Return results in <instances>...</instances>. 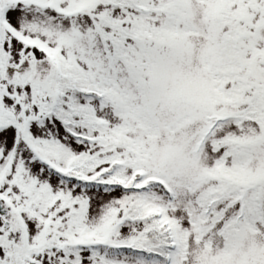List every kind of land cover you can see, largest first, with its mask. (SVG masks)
<instances>
[{"label":"snow or ice","instance_id":"obj_1","mask_svg":"<svg viewBox=\"0 0 264 264\" xmlns=\"http://www.w3.org/2000/svg\"><path fill=\"white\" fill-rule=\"evenodd\" d=\"M0 264H264V0H0Z\"/></svg>","mask_w":264,"mask_h":264}]
</instances>
